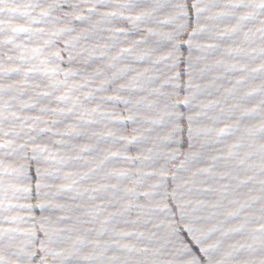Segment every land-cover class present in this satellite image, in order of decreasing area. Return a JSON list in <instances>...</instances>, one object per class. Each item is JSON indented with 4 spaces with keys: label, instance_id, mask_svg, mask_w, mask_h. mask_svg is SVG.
<instances>
[{
    "label": "water",
    "instance_id": "obj_1",
    "mask_svg": "<svg viewBox=\"0 0 264 264\" xmlns=\"http://www.w3.org/2000/svg\"><path fill=\"white\" fill-rule=\"evenodd\" d=\"M0 264H264V0H0Z\"/></svg>",
    "mask_w": 264,
    "mask_h": 264
}]
</instances>
